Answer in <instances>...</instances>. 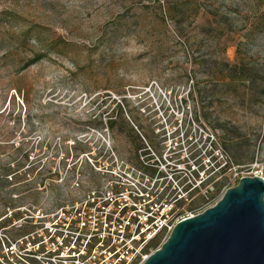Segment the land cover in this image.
<instances>
[{
	"label": "rangeland",
	"instance_id": "rangeland-1",
	"mask_svg": "<svg viewBox=\"0 0 264 264\" xmlns=\"http://www.w3.org/2000/svg\"><path fill=\"white\" fill-rule=\"evenodd\" d=\"M167 130L192 159L222 152L264 178V0H0V261L18 264L32 222L100 187L114 159L162 161ZM231 184L220 173L175 215Z\"/></svg>",
	"mask_w": 264,
	"mask_h": 264
},
{
	"label": "built area",
	"instance_id": "built-area-1",
	"mask_svg": "<svg viewBox=\"0 0 264 264\" xmlns=\"http://www.w3.org/2000/svg\"><path fill=\"white\" fill-rule=\"evenodd\" d=\"M168 132L162 161L157 158L141 161V167L137 168L114 159V166L102 173L100 187L62 206L50 215L48 222L33 221V225L42 227L34 232L36 239L33 234L24 238L28 254H19L16 245H12L8 251L11 258L19 259L18 264H30L28 259L36 264H141L154 252L146 253L153 241L161 238L165 242L180 220L214 206L209 201L186 217L175 215L177 203L187 200L195 190L207 193L200 189L201 185L224 171L230 175L231 187L246 176L262 177L240 172L222 152L204 153L201 158L198 154L192 159L186 154L184 133L180 136L181 144L178 140L172 144ZM101 139L105 141L103 136ZM179 153L185 154L183 159L192 164L199 184L184 174L187 161H180L176 157ZM195 164L200 170H196ZM175 171L181 176L175 177ZM182 176L188 181L185 186L179 184ZM81 186V180L77 179L72 189Z\"/></svg>",
	"mask_w": 264,
	"mask_h": 264
},
{
	"label": "water",
	"instance_id": "water-1",
	"mask_svg": "<svg viewBox=\"0 0 264 264\" xmlns=\"http://www.w3.org/2000/svg\"><path fill=\"white\" fill-rule=\"evenodd\" d=\"M167 238L141 264H264V178H241Z\"/></svg>",
	"mask_w": 264,
	"mask_h": 264
}]
</instances>
